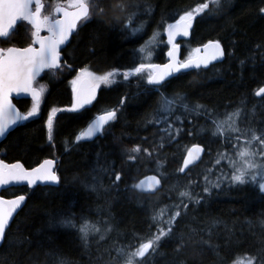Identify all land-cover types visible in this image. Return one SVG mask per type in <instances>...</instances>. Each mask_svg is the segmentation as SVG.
Instances as JSON below:
<instances>
[{"label":"trees","instance_id":"trees-1","mask_svg":"<svg viewBox=\"0 0 264 264\" xmlns=\"http://www.w3.org/2000/svg\"><path fill=\"white\" fill-rule=\"evenodd\" d=\"M105 2L114 5L117 0ZM124 2L136 6L129 11L137 13V24L146 25L143 35H129L124 28L125 13L118 11L109 10L103 18L82 24L61 51L60 69L55 75L46 71L37 79L35 86L45 88L38 114L17 125L0 142V158L5 162L19 161L25 168H32L46 158L57 159L55 168L60 177L55 187L22 186L1 192L4 197L25 194L26 201L6 229L0 264H58L59 259L66 264H122L115 247L131 246L129 250H134L140 238H149L156 231L153 214L166 205L179 203L178 193L190 179L196 181L192 191L203 200L198 205L189 204L177 227L189 235V229L194 228L196 234L191 239L185 236L187 246L179 252L172 241L162 242L151 264H233L237 258L247 256L264 259L259 253L264 249V195L258 187L251 183L233 185L226 179L210 193L203 192L204 175L215 181L222 173L231 174L227 160L215 163L217 153L227 151L235 156L230 144L211 136V119L203 113H189L187 117L178 109L176 115L183 123L178 121L175 127L181 131L174 140L166 139L162 148L157 146L161 143V126L146 122L161 93L169 97L180 93L187 103L204 105L217 119L244 106L245 119L240 126L264 128V97L255 95L264 86V15L259 12L264 0H221L219 7L210 6L193 20L181 57L190 45L218 40L225 52L222 61L180 73L165 81L159 91L148 86L146 80L124 81L118 77L117 83L102 85L90 105L69 111L73 100L71 80L77 70L87 68L100 75L137 66L140 56L136 50L147 34L160 32L204 0ZM43 3L44 12L49 13L54 4L66 0ZM29 43L30 28L21 22L0 46L25 47ZM163 52L161 41L153 50L152 61L162 62ZM13 102L21 112L32 107L26 98ZM53 109L57 111L50 141L46 122ZM112 109L117 110V119L106 125L102 134L90 142L76 141L77 134L94 116ZM194 144L204 148L200 161L190 167L187 175L178 173L187 148ZM137 145L148 148L152 156L131 153ZM130 154L137 155V159L129 160ZM114 171L121 174L119 182L113 183ZM149 174H156L161 184L155 193L146 195L133 185ZM93 176L99 177L96 191L91 187ZM66 218H71L75 226L64 225ZM85 221L102 232L106 228L111 231L103 240L99 234H90L85 246L79 231Z\"/></svg>","mask_w":264,"mask_h":264},{"label":"snow or ice","instance_id":"snow-or-ice-1","mask_svg":"<svg viewBox=\"0 0 264 264\" xmlns=\"http://www.w3.org/2000/svg\"><path fill=\"white\" fill-rule=\"evenodd\" d=\"M220 3L221 0H204L191 10H186L174 24H167L164 31L167 33V44L170 45V48L167 52L169 61L166 64L159 65L150 62L153 49L161 42V33L154 31L151 37L136 50L140 56V63L137 66L123 72L113 69L100 75L87 68L81 69L77 78L72 81L74 103L69 111H77L85 105L91 104L96 98V90L102 85L111 86L117 83L118 77H123L124 81H129L130 78L146 80L148 86L159 91L163 87L164 81L175 73L191 68H207L213 61L220 60L225 52L218 40L209 41L203 45V55H190L184 60L179 57L180 44L176 42L178 36L189 35L193 20L197 16L205 13L210 6L219 7ZM134 7L136 6L127 4L124 0H117L114 5L110 2L106 3L105 0H66V3L58 4L55 7V13L60 14L56 16L44 14L43 0H0V42L8 41L14 34L18 22H27L31 26V43L28 46L0 48V138L6 137L14 126L28 121L38 114L41 95L45 88L43 85L34 86L37 84V78L45 70L55 75V70H59L61 67V46L69 42L70 37L82 24L103 18L109 10L113 13L118 11L125 13L124 28L128 30L129 35L142 36L144 25L136 23L137 13L135 11H129ZM259 12L264 15V7H261ZM118 18L113 17V19ZM42 31H46L47 35H41ZM194 51L200 53L201 49L197 48ZM241 63L243 64L244 61ZM85 79L89 84L88 90L86 92L78 91L77 83ZM14 93L17 97H20L21 94L30 95L32 107L26 112H21L13 104ZM255 95L264 97V87L259 88ZM178 109H182L183 113L207 115L213 125L211 136L222 139L224 143L230 144L235 150L236 159H233L227 151L217 153L215 163L219 165L222 161L227 160L232 171L229 176L222 173L221 176L216 177L215 181H212L208 175H204V193H210L211 188L220 187L222 180L228 179L230 183L236 185L254 184L258 187L259 192L264 194V128L257 129L251 127L250 124L245 127L240 126L245 119L244 106H238L233 111L226 113L223 119H217L204 105L187 103L186 97L180 93L171 97L161 93L154 113L146 121L148 124L161 126L159 128L161 143L157 145L158 147L162 148L166 139L170 142L180 133L181 129L175 127L177 121L183 123L181 116L176 115ZM56 111L57 109L52 110L46 122L50 141L52 140L53 117ZM116 119V109L106 110L76 136V141L92 139L97 134H102L105 126L110 125ZM130 151L133 154L144 152L149 157L152 156V152L148 148L142 149L139 145L134 146ZM203 152L204 148L199 144L192 145L187 149L182 166L176 171L185 175L190 173V166L201 159ZM128 159L135 160L137 155L130 154ZM157 163L159 167L160 162ZM113 175V183L121 180L119 172L114 171ZM160 175L163 178V173ZM92 179L94 183L91 187L93 191H96L99 177L93 176ZM38 182L59 184L60 177L55 168V161L44 160L38 167L26 169L20 162L6 163L0 159V188L21 183H26L31 188ZM160 184L161 179L153 175L140 180L133 187L146 195H151L157 191ZM195 184L196 181L188 180L184 189L178 193L179 203L166 205L153 214L152 226H155L156 231L146 240L140 238L141 242L134 250H129L131 246L115 247L117 257L122 260V264H151L152 258L157 254L162 242L165 241H172L176 246V252L187 246L185 236L188 235V239H191V235L196 234L197 230L190 228L191 235H189L179 230L177 225L179 219L187 214L189 204L198 205L203 200V196L192 191ZM25 201V195H17L13 199H6L0 195V245L6 241V229L9 227V222L13 219L14 214L22 208ZM62 223L66 226H75L71 218L64 219ZM79 231L81 238L85 241V246H87L90 234H99L100 239L103 240L105 234L111 229L106 228L102 232L95 224L85 221L81 224ZM201 242L207 243L203 239ZM259 253L264 256V249H260ZM58 264H66V261L59 259ZM233 264H264V259H258V256H247L246 258H237Z\"/></svg>","mask_w":264,"mask_h":264},{"label":"water","instance_id":"water-1","mask_svg":"<svg viewBox=\"0 0 264 264\" xmlns=\"http://www.w3.org/2000/svg\"><path fill=\"white\" fill-rule=\"evenodd\" d=\"M56 7V6H55ZM55 7L53 8V10H52V13L54 14V15H56V16H58V15H60V14H57V13H55ZM176 22V21H175ZM175 22H173V24L175 23ZM20 22H18V24H19ZM23 23H25V24H27V22H23ZM28 25V24H27ZM29 27H30V29H31V26L30 25H28ZM189 32H190V30H189ZM42 33H44V34H42ZM41 35H47V32L46 31H42L41 32ZM187 36H178L177 38H176V42L177 41H179V40H181V39H183V38H186ZM166 39H167V33H166ZM30 43H31V41H30ZM68 43V42H67ZM66 43V44H67ZM208 43V42H207ZM207 43H205V44H207ZM66 44L65 45H62L61 47H62V49L66 46ZM204 44V45H205ZM28 46V45H27ZM10 47H13V46H10ZM38 47V46H37ZM0 48H2V47H0ZM200 49H201V52L200 53H197L196 55H203L204 53H203V45L201 46V47H199ZM179 56H180V52H179ZM222 59H223V57L220 59V60H218V61H213V62H220V61H222ZM61 60H62V52H61ZM168 61H169V58H168V56H167V61L165 62V63H162V64H159V63H154V64H159V65H163V64H166V63H168ZM211 64V63H210ZM203 68V67H202ZM193 69H195V68H191V69H187V70H182L181 72H187V71H189V70H193ZM204 69V68H203ZM46 71H48V70H45V72ZM44 72H42L41 73V75L43 74ZM176 74H178V73H175L173 76H175ZM40 75V76H41ZM173 76H170V77H168L166 80H168V79H170L171 77H173ZM39 78V77H38ZM37 78V79H38ZM165 80V81H166ZM76 87H77V89H78V91H84V92H86L87 90H88V87H89V84L87 83V81H86V79L84 80V81H81V82H78L77 83V85H76ZM22 98H26V99H29L31 102H32V99H31V96L30 95H26V94H21V96L20 97H17L16 96V94L14 93L13 94V97H12V101H14V100H18V99H22ZM73 103H74V94H73ZM13 104H15L14 102H13ZM89 104H87V105H85L84 107H86V106H88ZM17 107V106H16ZM83 107V108H84ZM18 108V107H17ZM83 108H81V109H83ZM81 109H79V110H81ZM79 110H77V111H79ZM102 114H104V113H100V114H98V115H96L89 123H91L97 116H99V115H102ZM23 123V122H22ZM88 123V124H89ZM87 124V125H88ZM87 125H86V127H87ZM16 126H14V128H15ZM86 127L84 128V130L86 129ZM13 128V129H14ZM12 129V130H13ZM11 130V131H12ZM10 131V132H11ZM99 136V134H97L95 137H93L92 139H87V140H81L80 142H90V141H93L95 138H97ZM5 137H3V138H0V142L4 139ZM192 146V145H191ZM190 146V147H191ZM201 146V145H200ZM189 147V148H190ZM202 147V146H201ZM203 148V147H202ZM187 155V151H186V153H185V155H184V157ZM202 155V154H201ZM1 159V158H0ZM48 159H50V160H53V161H55V166H56V163H57V160L56 159H52V158H46V159H44V160H48ZM44 160H42L38 165H36V166H34V167H32V168H36V167H38L41 163H43L44 162ZM200 161V160H199ZM199 161H197L194 165H196ZM15 162H19V161H15ZM15 162H12V163H15ZM6 163H8V162H6ZM21 163V162H20ZM182 163H183V160H182ZM181 166H182V164H181ZM191 166H193V165H191ZM190 166V167H191ZM32 168H26V169H32ZM153 175H155V174H149V175H147V176H145V177H143V178H141V179H139L138 181H137V183L140 181V180H143V179H145L146 177H149V176H153ZM155 176H157V175H155ZM157 178L158 179H160L158 176H157ZM58 184H43V183H37L36 185H34V186H32L31 188H29L28 186H27V184L26 183H21V184H14V185H11V186H6V187H4V188H0V195H1V192L2 191H4V190H6V189H9V188H14V187H26L27 189H32V188H34V187H36V186H53V187H55V186H57ZM160 187V186H159ZM137 190V189H136ZM138 192H140L139 190H137ZM140 193H142V192H140ZM19 195H25V194H19ZM264 195V194H263ZM17 196V195H16ZM26 196V195H25ZM15 196H11V197H4V198H6V199H13ZM23 206V205H22ZM20 210V209H19ZM18 210V211H19ZM17 211V212H18ZM17 214V213H16ZM16 214H14V216L16 215ZM14 218V217H13ZM12 221V220H11ZM11 221L9 222V224L11 223Z\"/></svg>","mask_w":264,"mask_h":264},{"label":"rangeland","instance_id":"rangeland-1","mask_svg":"<svg viewBox=\"0 0 264 264\" xmlns=\"http://www.w3.org/2000/svg\"><path fill=\"white\" fill-rule=\"evenodd\" d=\"M141 14H142V12H141ZM145 28H146V25L144 26ZM145 28H144V31H145ZM163 29H164V27H163ZM143 31V32H144ZM160 33H161V35H162V33H163V30H162V28L160 29ZM153 34V32H150L149 34H145L146 35V37H145V39L143 40V43L149 38V37H151V35ZM164 34V33H163ZM160 40H161V37H160ZM163 43L164 44H166V41L165 40H163ZM161 45V42L157 45V46H160ZM154 50V49H153ZM185 51L187 52V55H189V54H191V52H192V50L191 49H189V50H186L185 49ZM153 57V56H152ZM151 60H152V58H151ZM147 62V61H146ZM151 62V61H150ZM152 63V62H151ZM80 70L81 69H79V70H77V73L75 74L76 76H75V78H74V80L77 78V76L79 75V73H80ZM72 81L73 80H71V83H72ZM73 85V84H72ZM187 117H188V115H190L189 113H184ZM178 122V121H177ZM233 159H236L235 158V156H234V158ZM226 179H223V181H225ZM232 184V183H231ZM234 185V184H233ZM236 185V184H235Z\"/></svg>","mask_w":264,"mask_h":264},{"label":"flooded vegetation","instance_id":"flooded-vegetation-1","mask_svg":"<svg viewBox=\"0 0 264 264\" xmlns=\"http://www.w3.org/2000/svg\"><path fill=\"white\" fill-rule=\"evenodd\" d=\"M192 25H193V24H192ZM182 43H184V41H182V42L180 43V47L183 46ZM181 49H182V48H181Z\"/></svg>","mask_w":264,"mask_h":264}]
</instances>
